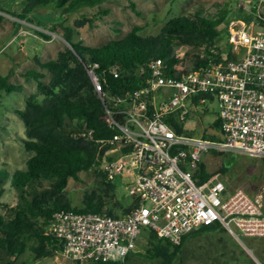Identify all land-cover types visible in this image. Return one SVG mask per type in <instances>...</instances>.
I'll return each mask as SVG.
<instances>
[{"label":"built area","instance_id":"built-area-1","mask_svg":"<svg viewBox=\"0 0 264 264\" xmlns=\"http://www.w3.org/2000/svg\"><path fill=\"white\" fill-rule=\"evenodd\" d=\"M252 13L248 21L230 19L226 45L212 46L198 66L187 69L181 61L171 65L164 58L152 59L146 83L135 90H105L95 71L99 64L89 69L115 131L98 140L102 152L96 166L108 181L132 177L134 201L121 216L57 211L48 233L63 241L66 257L80 264L126 262L147 228L174 244L211 225L239 240L264 237L262 197L243 188L231 192L219 176L196 179L203 153L264 157V18ZM111 69L120 75L119 65ZM216 101L214 122L219 125L210 126L216 138L177 130L176 122L197 115L200 104Z\"/></svg>","mask_w":264,"mask_h":264},{"label":"trees","instance_id":"trees-1","mask_svg":"<svg viewBox=\"0 0 264 264\" xmlns=\"http://www.w3.org/2000/svg\"><path fill=\"white\" fill-rule=\"evenodd\" d=\"M7 1L0 0V3L3 5ZM100 1L24 0L22 11H14L13 14L28 18L39 7L52 4L65 15L82 4L95 5ZM246 14L248 18H253L252 14ZM227 16L226 10L211 15L200 8L192 16L184 14L173 17L158 35H142L139 33L142 26L136 25L124 38L110 40L100 46H90L83 40H75L74 28L65 26V38L71 47L60 50L57 58L40 62L51 72V81L46 83L43 79L45 73L40 70L27 72V76L37 80L38 90L44 94L43 100H39L35 94L31 95L25 107L16 110L25 125L26 136L19 139L25 149L34 154L28 158L25 169L13 171L8 167L0 168V207L7 209V214L0 212V264H19L18 259L28 249L38 258L62 253L63 241L48 233L57 211H96L121 216L132 208L130 205L125 208V213L118 214L114 209L117 196L112 194L109 198L96 190L86 193L84 206H74L69 198L58 194L69 178L79 179L82 171H88L100 162L102 149L98 140L109 138L115 133L108 124L105 105L89 69L98 63L95 71L103 88L123 94L146 83L147 66L152 59L164 58L171 65L180 62L184 56L176 52V46H188L186 55L194 54L198 66L202 61L201 55L210 52L211 47L217 44L220 35L218 28ZM2 18L0 14V22ZM115 64L121 70L118 77L111 69ZM22 88V84L10 81L9 74L0 72V90L13 92ZM216 124L219 125V121ZM176 128L179 132L194 133V130L186 128L185 122H176ZM84 133L92 136L87 138ZM204 136L217 137L208 132ZM235 160L236 156L226 158L221 169H229ZM101 175L105 188L115 190V181H108L103 172ZM214 176L215 173L209 171L202 162L196 175L197 181L204 182ZM11 190L16 191L17 200L8 202L5 198ZM217 227L205 226L194 232L210 231ZM145 231L149 233L148 253L153 258H161L160 264H172L188 235L194 233L185 235L180 244H174L154 230L147 228ZM130 255L126 262L90 264H126Z\"/></svg>","mask_w":264,"mask_h":264},{"label":"rangeland","instance_id":"rangeland-1","mask_svg":"<svg viewBox=\"0 0 264 264\" xmlns=\"http://www.w3.org/2000/svg\"><path fill=\"white\" fill-rule=\"evenodd\" d=\"M257 1L102 0L95 5L82 4L65 15H62L60 8L51 4L39 7L28 18L13 14L14 11H22L24 0H8L3 5L0 3V14L3 15L0 22V72L9 74L10 81L23 85L18 91L0 90V168L8 167L13 171L25 169L28 158L34 154L27 151L19 139L26 136L25 125L16 110L24 108L31 95L35 94L39 100H43L44 94L38 90L37 80L33 76H27V72L32 69L40 70L45 73L44 81H51V72L40 62L57 58L60 50L71 47L65 38V26L74 28L75 40H83L90 46H100L110 40L124 38L136 25L142 26L139 31L142 35H158L175 16H192L200 8L211 15L226 10L228 16L219 26L220 35L216 40L217 44L226 45V24L230 19L236 17L248 21L251 18L246 13L253 15L252 12H259L264 18V4ZM255 5L257 6L254 7ZM175 50L184 56L181 60L184 68L194 66L195 55H186L188 46H176ZM207 107H210L207 112L202 111ZM217 112V101L200 104L199 113L186 120L185 126L199 136L210 133V121ZM230 156H236V160L229 169L223 171V163ZM202 162L215 176L227 182L231 192L243 188L264 200V157L211 151L203 153ZM101 172L97 166L82 171L79 179L69 178L58 194L69 198L74 206H84L86 193L91 190L104 193L109 198L113 194L117 196V203H114L116 213H125V208L134 201V197L129 194L133 178L118 177L115 181L116 189L107 190ZM15 192L11 190L5 200L16 201ZM0 212L7 214V209L0 207ZM211 230L188 235L172 264H263L264 237L242 236V240H239L223 227ZM148 234L145 230L141 233L142 241L139 238L135 253L126 264H160L161 258H153L148 253ZM18 263L77 264L63 252L54 257L38 258L30 249L18 259Z\"/></svg>","mask_w":264,"mask_h":264},{"label":"crops","instance_id":"crops-1","mask_svg":"<svg viewBox=\"0 0 264 264\" xmlns=\"http://www.w3.org/2000/svg\"><path fill=\"white\" fill-rule=\"evenodd\" d=\"M216 118V116L210 121L211 122V124H210V126H212V128L213 127H215V125H217L216 124V122H214V119ZM211 128V129H212ZM219 227H221V226H219ZM212 231V230H211ZM142 240H141V238H140V242H141ZM133 253H135V250L131 253V255H130V259L127 261L128 263H129V261L131 260V258H132V256H133Z\"/></svg>","mask_w":264,"mask_h":264}]
</instances>
